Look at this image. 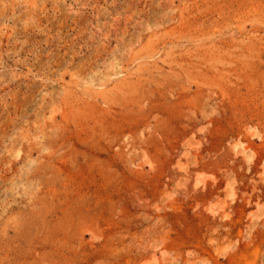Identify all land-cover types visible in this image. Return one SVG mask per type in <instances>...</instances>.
I'll return each mask as SVG.
<instances>
[{"label":"rangeland","instance_id":"1","mask_svg":"<svg viewBox=\"0 0 264 264\" xmlns=\"http://www.w3.org/2000/svg\"><path fill=\"white\" fill-rule=\"evenodd\" d=\"M0 264H264V0H0Z\"/></svg>","mask_w":264,"mask_h":264},{"label":"bare ground","instance_id":"2","mask_svg":"<svg viewBox=\"0 0 264 264\" xmlns=\"http://www.w3.org/2000/svg\"><path fill=\"white\" fill-rule=\"evenodd\" d=\"M41 243H42V242H41ZM41 243H40V244H41ZM43 244H44V243H43ZM36 246H37V244H36ZM41 248H42V247H41ZM32 250H33V249H32Z\"/></svg>","mask_w":264,"mask_h":264}]
</instances>
